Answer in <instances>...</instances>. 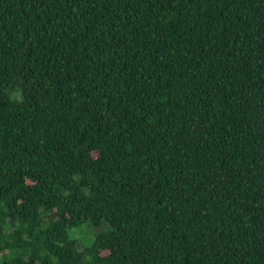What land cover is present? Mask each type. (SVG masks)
I'll use <instances>...</instances> for the list:
<instances>
[{
	"label": "trees",
	"instance_id": "1",
	"mask_svg": "<svg viewBox=\"0 0 264 264\" xmlns=\"http://www.w3.org/2000/svg\"><path fill=\"white\" fill-rule=\"evenodd\" d=\"M0 264H264V0H0Z\"/></svg>",
	"mask_w": 264,
	"mask_h": 264
},
{
	"label": "rangeland",
	"instance_id": "2",
	"mask_svg": "<svg viewBox=\"0 0 264 264\" xmlns=\"http://www.w3.org/2000/svg\"><path fill=\"white\" fill-rule=\"evenodd\" d=\"M77 237H80L82 240L78 243L80 249L84 247V242H88L94 237L96 229L90 224H84L80 229L75 230Z\"/></svg>",
	"mask_w": 264,
	"mask_h": 264
}]
</instances>
